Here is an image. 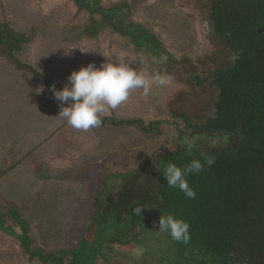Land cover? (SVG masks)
Returning a JSON list of instances; mask_svg holds the SVG:
<instances>
[{"label":"rangeland","instance_id":"374dc122","mask_svg":"<svg viewBox=\"0 0 264 264\" xmlns=\"http://www.w3.org/2000/svg\"><path fill=\"white\" fill-rule=\"evenodd\" d=\"M209 1H97L105 8L122 2L132 5L127 20L154 34V54L135 50L129 36L110 28L95 38L54 48L53 40L63 27L83 26L89 12L77 10L72 0H0V19H9L30 34L31 45L20 53L22 61L63 87L73 71L89 63L97 67L105 62L128 63L138 71L171 77L165 87L152 85L147 96L142 89L134 90L125 104L101 114L138 118L146 125L162 121L160 135L132 125L82 131L62 118L45 128L44 116L50 113L46 107L51 103L43 85L0 60V76L7 77L5 84L0 82V212L11 205L25 206L23 212L30 216L32 232L40 237V243L48 248L77 247L71 255L72 264H176L170 234L158 232L161 214L154 177L159 158L176 148L191 153L201 146L231 144L223 135H179L171 116L184 114L199 122L211 115L218 92L212 85L214 74L234 59L226 45L213 43L206 35L203 22H209ZM52 98L56 106H67ZM12 107L23 113L17 117L12 113L9 118L6 115ZM20 135L31 142L17 146L14 140ZM31 172L41 177L44 195L33 194L41 184H36ZM95 197L98 200L94 202ZM131 202L144 204L143 224L125 226V208ZM32 204L43 212L32 211ZM112 222L119 227L95 235ZM13 229L19 232L18 227ZM117 234H126L128 242ZM81 237L85 238L82 242ZM0 264L43 263L28 258L4 225L0 226Z\"/></svg>","mask_w":264,"mask_h":264},{"label":"trees","instance_id":"16d2710c","mask_svg":"<svg viewBox=\"0 0 264 264\" xmlns=\"http://www.w3.org/2000/svg\"><path fill=\"white\" fill-rule=\"evenodd\" d=\"M72 1L77 10L89 12L88 21L81 27H63L57 40H53V47H67L64 42L71 45L84 38H95L101 31L110 28L129 36L135 50L157 53L154 34L127 20L132 5L122 2L105 8L98 4V0ZM208 8L215 32L234 54L233 62L214 74L212 85L218 92L211 115L199 122L184 114L172 113L171 116L179 135H223L231 144L226 147L201 146L191 153L176 148L162 154L155 171L154 192L161 216L172 214L190 225V240L187 243L172 240V258L176 264H264V31H256L257 27H264V0H210ZM30 38L27 31L18 28L9 19H0V60L11 64L20 75L26 74L30 80L43 85L51 103L46 107L50 111L47 114L49 117L44 116L47 128L59 120L61 110L52 98V86L56 90L63 89V86L22 61L20 53L31 45ZM6 78L0 76V82L5 84ZM12 113H17V117L23 112L15 107L6 116L10 118ZM101 119V127L120 129L132 125L153 135H160L163 123L150 121L146 125L138 118L115 119L107 115ZM20 136L14 140L17 146L27 140L31 142L29 137ZM201 153L214 156L215 163L211 167L205 164L203 171L187 177L190 187L196 191V198L189 199L179 189L167 186L163 169L168 163L183 168L193 159H202ZM30 175L38 181V186L41 184L33 194L44 195L45 190L39 181L41 177L35 172ZM96 200L95 197L94 202ZM32 205V211L43 212L37 204ZM136 205L142 206L140 215L133 214ZM143 206L132 202L126 206L125 226L131 222H145ZM24 208L22 205L18 208L11 205L6 212H0V226L5 225L14 234L28 258L43 264H72L71 255L77 247L48 248L40 243V237L32 232L30 216L27 211L23 212ZM94 215L95 212L91 219ZM111 225L102 227L95 235L105 233L107 228L119 227L116 222ZM14 227H18L19 232H15ZM116 236H122L124 243L128 242L126 234ZM80 239L82 242L85 238Z\"/></svg>","mask_w":264,"mask_h":264},{"label":"clouds","instance_id":"9594fccd","mask_svg":"<svg viewBox=\"0 0 264 264\" xmlns=\"http://www.w3.org/2000/svg\"><path fill=\"white\" fill-rule=\"evenodd\" d=\"M68 83L61 90L52 86L56 100L62 106L59 117L74 129L88 131L102 126L101 114L109 109H117L125 104L134 90L142 89L147 96L151 86L165 87L170 76L158 72L152 74L134 69L128 63L105 62L97 67L94 63L73 71L68 76ZM202 159H193L183 168L175 163H168L163 169V176L169 188L179 189L189 199L196 198V191L190 187L187 177L203 171L205 164L214 165L215 157L201 153ZM145 207V206H143ZM142 206L136 205L134 215H140ZM190 225L172 214L161 216L158 232L169 233L172 240L187 243L190 240Z\"/></svg>","mask_w":264,"mask_h":264},{"label":"flooded vegetation","instance_id":"af4514ba","mask_svg":"<svg viewBox=\"0 0 264 264\" xmlns=\"http://www.w3.org/2000/svg\"><path fill=\"white\" fill-rule=\"evenodd\" d=\"M203 23L206 29V35L208 36L209 40L212 39L213 43H216V42L222 43V40L220 39V37L217 35V33L214 30V21L211 19L210 15H209V22L204 21ZM220 70H224V69H220Z\"/></svg>","mask_w":264,"mask_h":264},{"label":"water","instance_id":"95a60500","mask_svg":"<svg viewBox=\"0 0 264 264\" xmlns=\"http://www.w3.org/2000/svg\"><path fill=\"white\" fill-rule=\"evenodd\" d=\"M256 31H257L258 33H260V32H262V31H264V27H257V28H256Z\"/></svg>","mask_w":264,"mask_h":264}]
</instances>
